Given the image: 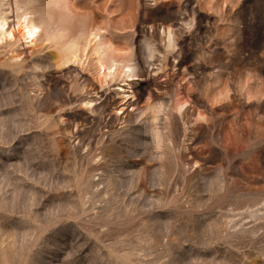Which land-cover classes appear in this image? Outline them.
Wrapping results in <instances>:
<instances>
[{
	"label": "rangeland",
	"instance_id": "1",
	"mask_svg": "<svg viewBox=\"0 0 264 264\" xmlns=\"http://www.w3.org/2000/svg\"><path fill=\"white\" fill-rule=\"evenodd\" d=\"M19 13L0 264H264V0H0Z\"/></svg>",
	"mask_w": 264,
	"mask_h": 264
},
{
	"label": "bare ground",
	"instance_id": "2",
	"mask_svg": "<svg viewBox=\"0 0 264 264\" xmlns=\"http://www.w3.org/2000/svg\"><path fill=\"white\" fill-rule=\"evenodd\" d=\"M25 13H27V12L25 11ZM19 14H20V17L17 18V20L15 22V27L12 26L11 28L7 27L8 21L3 16L0 15V40L6 39V38H8V39L14 38L16 32H17L16 34H18V32H19L18 36H20L21 38L22 37L27 38L29 42H32L34 40V38L37 36V34L39 32V25L34 21L35 19H33L31 15H29L30 13L27 15L26 14L21 15V13H19ZM164 33H165L164 36L166 39L165 40L166 44L171 45V39H172L171 38V32L169 30H166V31H164ZM17 38H19V37H17ZM106 58H108V57H106ZM104 64H105V62H104ZM104 64L102 63L101 60H99L98 65H100L103 74L106 71V70H104L105 69ZM113 64H114V62H113ZM101 69H99V70H101ZM127 69L130 70V72L132 71L130 66ZM109 70H110V67H109ZM122 70H123V67H122ZM129 75H131V73H129Z\"/></svg>",
	"mask_w": 264,
	"mask_h": 264
}]
</instances>
